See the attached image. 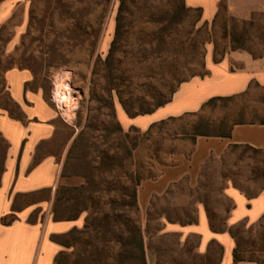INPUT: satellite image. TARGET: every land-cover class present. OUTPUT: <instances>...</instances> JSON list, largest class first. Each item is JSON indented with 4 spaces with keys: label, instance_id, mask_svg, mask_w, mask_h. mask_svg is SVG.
<instances>
[{
    "label": "trees",
    "instance_id": "obj_1",
    "mask_svg": "<svg viewBox=\"0 0 264 264\" xmlns=\"http://www.w3.org/2000/svg\"><path fill=\"white\" fill-rule=\"evenodd\" d=\"M118 1L114 36L108 54L104 60L98 57L94 61L88 90V103L92 106L88 109L90 115L87 118L93 121L101 117L102 120L99 125L91 128L85 126L68 152L69 155L77 147L85 130L88 129L91 135L97 133L93 137L97 145L89 143L82 155L87 158L85 166L89 171L81 176L83 183L79 186L57 188L52 203L54 221H74L82 213H87L82 230L72 229L63 235L66 238H71L74 234L81 237L78 239L77 248L72 252V264H146L144 233L136 190L143 181L155 179L158 174L141 177L138 172L135 152L142 142L147 141L153 146L152 169V164L155 163L161 166L172 164L162 163L160 154L167 159L178 154L189 157V154L177 152L172 147L165 150L166 143L172 145L189 142L193 147L196 137L229 138L235 125H264L263 117L247 112L249 94L243 93L211 98L199 111L153 123L144 132L135 127L124 132L116 118L113 95L128 118L151 114L169 103L182 83L194 77L203 78L208 75L204 61L207 45L211 44L213 47L214 63L221 61L230 50H244V45L232 44L237 41L229 24L232 18L227 15L225 0L219 3L212 21L202 22L200 25L201 10L186 7L184 0ZM133 25L137 27V31L131 33ZM147 26L149 28L145 29ZM129 35L135 36L131 52L140 57L117 61L114 53L119 47V41L121 51ZM99 67L103 70L102 75L97 69ZM2 81L7 105L18 111V107L6 92L3 79ZM254 87L258 88L255 85ZM237 103L241 104L239 110L229 114ZM217 106L224 114L213 123L210 115ZM3 109L10 117H17L8 106ZM130 132H134L136 136L130 138ZM6 149L7 143L0 135V175ZM237 149H243L241 157L250 154L248 159L254 163L250 170L251 179L264 183L262 152L248 146L230 147L233 151ZM241 192L250 197L245 191ZM64 193L70 195L63 196ZM203 203L210 230L220 231L221 228L215 227L218 216L207 208L206 200ZM12 220L3 217L0 222L8 225ZM191 221H187L188 224ZM256 223V227L262 230L260 245L251 251L245 249L235 227L228 229V234L234 241L232 264H264V260H260V256H264V215ZM221 224L224 226L225 222ZM252 225L254 224L245 230L246 235L253 232ZM59 237L52 236L51 239L62 245L58 241ZM63 246L73 248L71 243ZM222 252L220 245L210 241L207 254L201 258L200 264H218ZM61 257H65V264H69V258L64 252L58 253L54 264H61Z\"/></svg>",
    "mask_w": 264,
    "mask_h": 264
},
{
    "label": "crops",
    "instance_id": "obj_2",
    "mask_svg": "<svg viewBox=\"0 0 264 264\" xmlns=\"http://www.w3.org/2000/svg\"><path fill=\"white\" fill-rule=\"evenodd\" d=\"M221 1L184 0V3L188 8L201 10V24L212 21ZM225 3L228 17L238 22H251L256 15L264 18V0H225ZM212 50L213 47L210 52L206 49L204 60L208 75L182 83L169 103L151 114L135 118H128L121 108L118 109L116 117L122 129L135 127L144 132L153 123L199 111L211 98L243 93L250 96L254 85L264 90V50L255 55L243 49L230 50L218 63L213 61ZM3 80L6 92L18 111L14 114L17 117L12 118L0 108V135L7 143L0 175V220L3 217L13 219L8 225L0 222V264H54L62 247L51 237L82 225L81 218L54 221L51 213L59 164L51 155L43 154L40 147L53 137L56 112L42 90L32 86L33 77L29 70L7 69ZM231 146L260 150L264 158V125H235L229 138L196 137L188 158L178 154L170 158L171 165L159 166L158 176L143 181L136 190L143 226L149 216L147 209L153 206L154 201L177 205L175 200L168 201L166 197L179 186L187 191H207L208 186H204L203 181L208 179L205 176L208 164L221 159ZM224 177L222 192L231 202L225 226L240 222L255 224L264 215V183L256 194L246 197L234 179ZM21 200L28 201L20 206ZM203 200L196 201L195 218L190 224L170 218L166 211L157 215L156 222L162 224L158 232L175 235L178 247H182L189 236L196 235L195 253L202 257L207 254L210 241H215L223 250L218 264H232L234 241L227 228L210 230ZM145 259L146 264H157L156 254L146 244Z\"/></svg>",
    "mask_w": 264,
    "mask_h": 264
},
{
    "label": "rangeland",
    "instance_id": "obj_3",
    "mask_svg": "<svg viewBox=\"0 0 264 264\" xmlns=\"http://www.w3.org/2000/svg\"><path fill=\"white\" fill-rule=\"evenodd\" d=\"M118 6V0L0 1V108L8 106L10 111L16 114V110L6 102L5 91L3 92V71L10 68L29 70L33 77L32 86L42 90L47 102L56 112L53 137L40 147L43 154L51 155L59 164L56 190L60 187L79 186L83 183L81 176L89 171L85 166L87 158L82 155L89 143L91 145L96 142L93 137L97 133L91 135L88 129L85 130L84 137L77 147L73 148L69 155L68 152L74 139L85 126L91 128L99 125L102 120L101 117L93 121L87 118L90 115L88 109L92 106L88 103V90L94 61L98 57L104 60L108 54L114 36ZM229 24L234 30L233 34L237 41L232 43L233 46L244 45V50L250 51L253 55L264 50L262 16L256 15L251 22L231 19ZM130 30L131 33L136 32L137 27L133 25ZM133 42L135 36L129 35L120 51L119 41V47L114 53L117 61L140 57L131 52ZM211 48V44L206 47L209 52ZM97 69L102 75V68ZM62 70L70 72L68 87L65 90L67 98L64 104L56 108L51 100V91L55 75ZM113 104L116 114L121 107L115 95H113ZM246 106L247 112L257 113L264 118V90L253 86ZM240 107L241 104L237 103L229 114L239 110ZM223 114L217 106L211 113L210 120L214 123V120L222 117ZM123 131L127 132L129 128ZM134 136L136 134L130 132V138ZM171 147L185 155H188L192 149L189 142L164 144L165 150ZM242 151L243 149L235 151L229 149L221 159H214L208 164L205 171L208 179L203 181L204 186H208L207 191L198 189L187 191L183 186H179L169 197H166L168 201L175 200L176 206L169 205V202L167 204L154 201L153 206L148 207L149 216L146 217L144 226L142 221L141 225L146 247L156 254L157 264H200L202 256L195 253L198 242L196 235L189 236L183 246L178 247V238L175 235L160 234L158 231L162 224L155 220L157 215L165 211L170 218L180 219L181 222L194 220L197 200H206L207 208L218 216V220L215 221L216 228L228 230L235 227L246 250L251 251L259 247L262 230L256 227L257 223L252 225L253 232L249 235L245 234V230L250 225L244 222L231 227L221 224L231 204L222 192L226 181L224 176L234 179L237 186L247 195L256 194L262 185L260 181L251 179L250 170L254 167V163L247 158L250 156L249 153L241 157ZM152 154L153 146L147 141L142 142L136 149V167L141 177L158 174L157 168L161 166L160 164H152L150 169ZM159 158L162 163H173L162 154ZM68 194L70 195L64 193L63 196ZM27 201L21 200L19 205L23 206ZM86 217L87 213H82L78 217L81 218L82 225L74 229L82 230ZM218 222L220 224H217ZM64 234L59 235L58 238L62 244L60 252H64L69 258V264H72L74 258L72 252L77 248L78 239L81 237L74 234L71 238H66ZM68 243H71L73 248L63 246ZM65 260V257H61L60 263L65 264ZM260 260L263 261L264 256H260Z\"/></svg>",
    "mask_w": 264,
    "mask_h": 264
},
{
    "label": "built area",
    "instance_id": "obj_4",
    "mask_svg": "<svg viewBox=\"0 0 264 264\" xmlns=\"http://www.w3.org/2000/svg\"><path fill=\"white\" fill-rule=\"evenodd\" d=\"M70 72L62 70L55 75L53 89L51 91V100L56 108L64 104L67 98L65 90L68 87Z\"/></svg>",
    "mask_w": 264,
    "mask_h": 264
}]
</instances>
